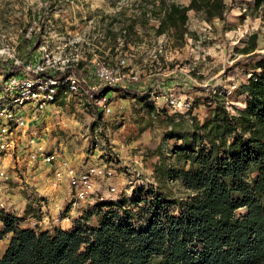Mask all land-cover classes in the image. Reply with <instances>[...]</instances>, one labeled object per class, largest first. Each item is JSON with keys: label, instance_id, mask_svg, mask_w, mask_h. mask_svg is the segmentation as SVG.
I'll list each match as a JSON object with an SVG mask.
<instances>
[{"label": "trees", "instance_id": "16d2710c", "mask_svg": "<svg viewBox=\"0 0 264 264\" xmlns=\"http://www.w3.org/2000/svg\"><path fill=\"white\" fill-rule=\"evenodd\" d=\"M156 1L155 34H166L173 47L193 35L190 11L212 23L226 21L232 9L226 0ZM250 1L249 12L264 24V0ZM149 11L147 5L131 16L126 45L138 25L150 23ZM259 35L251 33L239 49L252 59L250 72L233 95L210 91L203 118L193 114L192 103L186 114L146 103L150 119L156 117L163 128L153 153L158 156L156 187H139L131 202L98 199L69 228L22 226L23 217L0 209V243L11 235L0 264H264V53L256 51ZM233 96L242 97L234 111L227 100ZM148 99L149 94L142 95L140 101ZM102 122L98 113L95 124ZM176 181L185 195L172 194L169 183Z\"/></svg>", "mask_w": 264, "mask_h": 264}, {"label": "rangeland", "instance_id": "374dc122", "mask_svg": "<svg viewBox=\"0 0 264 264\" xmlns=\"http://www.w3.org/2000/svg\"><path fill=\"white\" fill-rule=\"evenodd\" d=\"M70 1L73 0H0V45H18L17 50L28 49L29 52L36 41L25 40V33L26 29L35 25V20L38 36L49 30L68 37L77 32L82 35L85 33L88 27L86 18L105 16V19L99 21V25L107 29L108 35L107 40H102L103 47L84 48L87 60L80 65V69L87 74L94 70L98 61L119 62L117 32L109 29L107 18H114L112 22L116 21L119 25H127L131 16L141 13L143 7L148 5L156 19L145 27L138 25L137 33L124 48V51H128L126 63L138 72L140 80L127 82L124 87L108 91L107 96L113 102V112L103 116L102 125L95 124L97 119H92L94 111L84 97L62 92L43 113L40 123L49 150L59 151L62 156L73 161L77 159L80 165L93 161L106 162L113 153L119 180L116 184L117 192L111 198L120 200L125 197L131 202V197L139 187L157 186L154 164L158 156L153 153L161 143L163 128L156 117L150 119L146 103L164 107L173 114L176 112L165 101H158L156 96L174 95L195 105L193 114L203 118L207 112L205 98L210 91L219 90L233 95L235 87L250 72L248 68L252 59L240 53L239 49L245 45L251 33L260 31L256 51L264 53V24L260 17L249 12L248 9L252 7L250 0H226L232 5L226 21L215 20L209 23L190 11L188 28L193 35H186L182 46L173 47L166 34H155L158 16L153 12L154 6L159 5L156 0H74V4ZM177 2L187 5L189 0ZM160 40H164L162 46ZM169 81L172 83L168 84ZM154 91L155 98L151 95ZM147 94L148 102L142 103V95ZM237 99L235 96L227 98L232 111L234 105H242V97ZM9 172V180L5 183L12 181L14 186L20 185V191L26 198L25 208L18 205V200L16 204L10 203L11 208H16L14 213L23 217L25 226L46 230L63 228L66 223L72 225L76 215L71 213L72 202H64L59 206L57 214H51L47 207L50 195H45V205L41 207L37 199L40 192L27 182L49 181L41 177L43 174L45 177L52 176V172L43 173L41 170L23 167L19 170L10 169ZM169 189L174 196L186 194V189L179 181L170 182ZM3 192L7 197L12 193L11 188H4ZM11 208L9 211L12 212ZM75 208L80 213L82 210L81 215L87 209L84 203ZM33 219L40 221V224L33 226Z\"/></svg>", "mask_w": 264, "mask_h": 264}, {"label": "built area", "instance_id": "2783aa9c", "mask_svg": "<svg viewBox=\"0 0 264 264\" xmlns=\"http://www.w3.org/2000/svg\"><path fill=\"white\" fill-rule=\"evenodd\" d=\"M70 2L74 4V0ZM148 16L151 20L156 19L151 11ZM105 18L100 15L86 18L88 27L85 33L77 32L68 37L49 30L38 36L35 20V25L25 33V40L36 41L29 52L28 49L17 50L18 45H0V185L9 180L10 169L23 167L52 172L54 187L68 188L72 207L81 203L87 207L98 199L116 194L119 175L113 153L106 162L93 161L76 166L59 151L49 150L48 140L40 130L43 113L55 103L61 92L84 97L94 111L92 119H97L98 113L104 116L113 112V102L107 96L108 88L112 90L140 80L138 72L126 63L128 51L124 48L130 44L125 43L126 25L112 22V17L107 18V24L110 30L117 32L119 62L98 61L94 70L87 74L80 69L87 60L85 46L101 49L102 40L108 38L107 29L99 25L100 19ZM157 23L159 25V21ZM160 42L162 46L164 40ZM159 51L162 52V48ZM151 95L155 98V91ZM156 99L165 101L173 112L186 114L191 106L189 101L174 95L156 96ZM4 188L7 187L0 186V209L9 211L10 201L3 192ZM38 196V204L44 207L46 196L42 193ZM11 210L14 212L16 208ZM38 224L40 221L32 220L33 226Z\"/></svg>", "mask_w": 264, "mask_h": 264}, {"label": "crops", "instance_id": "0c3cea01", "mask_svg": "<svg viewBox=\"0 0 264 264\" xmlns=\"http://www.w3.org/2000/svg\"><path fill=\"white\" fill-rule=\"evenodd\" d=\"M156 82L158 81V79L155 80ZM172 82H168V84H171ZM169 86V85H168ZM72 163L76 166H80L79 164V160L77 161L76 160H71ZM45 174L42 175L41 178H46L48 179L49 181H27V182H30L31 184H33L36 188V190L44 195H50V198L51 200L48 201V208H50V211H51V214H57L59 212V206L63 205L64 202L68 201L69 200V190L67 187L65 186H61V187H54L53 185V180H52V176H47L45 177L44 176ZM52 180V181H50ZM1 183V182H0ZM9 184H12L11 185V191L12 193L14 194H8V198L10 199V203H15L16 204V201L18 200V205L22 206L25 208L26 206V198L23 197L22 195V192L20 191L21 189V186L20 185H15L12 183V181H9ZM9 184L8 183H3L2 185H0L1 187H7L8 189L9 188ZM44 189V190H43ZM20 193H19V192ZM48 197V196H47ZM34 206V205H32ZM86 207V206H84ZM72 208V211L71 213L72 214H75L76 215L73 217V218H78L81 216V213H82V210H81V213L80 211L77 210V208L75 207H71ZM78 213V214H77ZM26 218V217H25ZM70 224L69 223H66L65 226H63V228H66V226H69ZM22 226H25L24 222H23V225ZM71 226V225H70ZM69 226V227H70ZM2 227V223L0 222V228ZM68 227V228H69ZM51 229V228H50ZM10 238H11V235H8L4 240H2V242L0 243V256L3 255L6 247L8 246L9 244V241H10Z\"/></svg>", "mask_w": 264, "mask_h": 264}, {"label": "water", "instance_id": "95a60500", "mask_svg": "<svg viewBox=\"0 0 264 264\" xmlns=\"http://www.w3.org/2000/svg\"><path fill=\"white\" fill-rule=\"evenodd\" d=\"M111 88H108L107 90H110Z\"/></svg>", "mask_w": 264, "mask_h": 264}]
</instances>
